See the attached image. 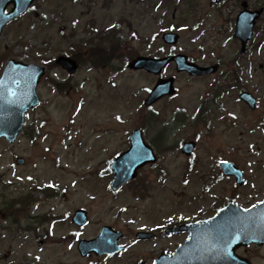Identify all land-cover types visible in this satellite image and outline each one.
<instances>
[{"label": "rangeland", "instance_id": "rangeland-1", "mask_svg": "<svg viewBox=\"0 0 264 264\" xmlns=\"http://www.w3.org/2000/svg\"><path fill=\"white\" fill-rule=\"evenodd\" d=\"M188 1L174 0L159 11L164 20L152 21L156 0H39L4 26L0 73L12 59L46 74L36 88L39 106L26 114L16 141L0 139L1 202L13 204L0 206V264H151L185 241L186 234L165 235V227L210 217L228 201L248 208L264 199V13L239 54L232 5L195 0L189 8ZM166 31L180 36L174 48L160 42ZM177 53L218 71L189 77L169 66L161 77H174L176 94L145 108L157 77L127 70V58ZM58 56L75 60L78 70L68 75L54 64ZM241 90L256 98L254 111L238 100ZM201 106L207 113L198 118ZM134 129L154 145L158 162L111 192L109 163ZM190 140L196 148L186 159L180 148ZM220 161L233 162L245 185L223 177ZM77 209L87 211L81 228L70 222ZM102 226L122 233L123 251L80 257L78 241L94 239ZM137 232L154 236L137 241ZM237 254L264 264V246Z\"/></svg>", "mask_w": 264, "mask_h": 264}, {"label": "water", "instance_id": "water-1", "mask_svg": "<svg viewBox=\"0 0 264 264\" xmlns=\"http://www.w3.org/2000/svg\"><path fill=\"white\" fill-rule=\"evenodd\" d=\"M34 1L36 0H25V3H28L30 6ZM219 1L215 0L216 3ZM8 4H12L13 8L5 16L3 13ZM25 10L21 11V5L18 3V0H0V33L2 27L7 22L17 18ZM260 13L261 11L253 13L243 11L237 17L234 38L240 40L241 52L245 50V44L251 39L255 19L259 17ZM162 41L165 44L174 46L178 41V36L176 34H164ZM171 61L175 62L177 72H186L190 76H203L216 71V67L202 68L193 63H189L183 55L163 59L138 57L128 64V69H144L148 73L157 75ZM56 65L60 66L69 74H73L77 69V64L73 60L65 57H59L56 60ZM9 68L11 70L7 72L6 82L8 87L13 89L16 95L13 96L11 93H6V99H0V139H4L9 144H13L22 128L25 113L39 104V100L35 94V88L43 79L45 70L42 67H37L32 64L25 65L21 62L9 60L4 67L0 79L5 77L6 69ZM174 92L173 78L159 80L152 91H150L144 105L150 106L161 97L171 96ZM239 98L249 108H254L255 100L250 94L243 92ZM129 142L130 146L128 150L115 157L110 164V169L113 173L111 181V189L113 191L130 180H133L141 167L156 161V157L152 150L144 143L139 130L133 131L130 134ZM193 148L194 144L192 142L185 143L181 153L190 156ZM144 153H147V155H144ZM138 155L140 156L139 159L136 158ZM23 163L24 161L21 158L16 160L17 165H22ZM219 166L224 176H233L236 184H243L242 172L232 163H220ZM262 202L255 205V207L252 206L249 208L248 213H245L244 209H240L230 202L225 207L219 209L210 219L165 230L167 234L187 231V240L184 244L178 246L172 255L161 253L154 260L153 264H250L246 259L237 257L234 251L241 246L250 244L262 246L264 244V203ZM245 217H252L254 223L243 219ZM71 222L77 227L85 225L87 223L86 211L76 210L71 217ZM217 226L225 228L229 234V239L231 240L230 257L217 254L214 248L216 244L215 236L206 231L209 228H215ZM237 235L239 237L238 239L236 238ZM151 236V234L137 233L135 237L138 240H147ZM103 237H107L110 243L101 247L96 241ZM120 237L121 233L115 232L110 227H103L96 239L89 241L81 240L77 245V251L81 257H85L90 253H94L96 256H111L122 250V247L117 246ZM113 239L115 246L111 243ZM38 245H41V243H38ZM109 252L111 255H109Z\"/></svg>", "mask_w": 264, "mask_h": 264}, {"label": "snow or ice", "instance_id": "snow-or-ice-1", "mask_svg": "<svg viewBox=\"0 0 264 264\" xmlns=\"http://www.w3.org/2000/svg\"><path fill=\"white\" fill-rule=\"evenodd\" d=\"M18 3L21 5V11L28 9L29 8V4L25 3V0H18ZM36 9V5L35 3L31 4V9L32 11H35ZM5 16L8 15L7 11H4L3 13ZM45 17H47V14H44ZM73 23H76V21H74ZM33 27H35V25H33ZM112 27H116V25H112ZM133 35H135V33H133ZM47 63V61H46ZM11 69H6V73H5V77L0 79V99H6V93H11L13 96L16 95V93L13 91V89L9 88L7 85V72L10 71ZM148 91H152V89H149ZM234 115V114H233ZM117 119H121V117H117ZM144 155H147V153H144ZM137 159L140 158V156L138 155L136 157ZM223 163L227 164V161H223ZM29 179H32V177H29ZM185 183H188L187 180H185ZM264 203V202H262ZM253 207H255V205H253ZM249 209H244L245 213H248ZM243 219H246L247 221L253 222L254 223V219L252 217H245ZM208 233H211L215 236V240H216V244L214 245L215 250L217 251V254H223L227 257L231 256V251H230V246H231V240L229 239V234L227 232V230L223 227L217 226L215 228H209L206 230ZM79 235V234H77ZM237 239L239 238L238 235L236 237ZM97 244H99L101 247L106 246L108 243H110L109 239L107 237H103L100 240L96 241ZM111 243L113 244V246H115V242L114 239L111 241ZM135 243V241H134ZM120 247H123V245H121ZM109 255H111V253L109 252Z\"/></svg>", "mask_w": 264, "mask_h": 264}, {"label": "flooded vegetation", "instance_id": "flooded-vegetation-1", "mask_svg": "<svg viewBox=\"0 0 264 264\" xmlns=\"http://www.w3.org/2000/svg\"><path fill=\"white\" fill-rule=\"evenodd\" d=\"M194 2L195 0H190L188 1L187 3V6L189 8H193L194 7ZM230 3L232 6L233 11H232V17H233V23H232V27L234 25V22H235V18L237 16V14L244 8V9H247L249 11H255V10H259V9H263V13H264V0H257V1H254V3H251L250 0H223L221 1L219 4H216L215 7L216 8H222L224 7L226 4ZM171 3L168 2V1H164L162 2V6L164 10L168 9L171 7ZM244 5V7H242ZM262 13V14H263ZM165 16V13H162L159 15V17H155L154 15H152V21H156V20H159L160 17H164ZM261 18V16L259 17V19ZM258 19V21H259ZM257 21V22H258ZM226 90V89H225ZM5 203L4 201L2 200L1 202V196H0V206L1 207H4Z\"/></svg>", "mask_w": 264, "mask_h": 264}, {"label": "trees", "instance_id": "trees-1", "mask_svg": "<svg viewBox=\"0 0 264 264\" xmlns=\"http://www.w3.org/2000/svg\"><path fill=\"white\" fill-rule=\"evenodd\" d=\"M96 61H97V63H99V61H100V60H99V58H98V57L96 58Z\"/></svg>", "mask_w": 264, "mask_h": 264}]
</instances>
